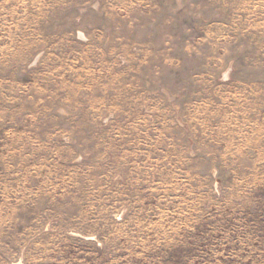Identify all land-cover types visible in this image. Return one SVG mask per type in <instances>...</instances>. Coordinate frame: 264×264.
I'll use <instances>...</instances> for the list:
<instances>
[{"label": "rangeland", "instance_id": "374dc122", "mask_svg": "<svg viewBox=\"0 0 264 264\" xmlns=\"http://www.w3.org/2000/svg\"><path fill=\"white\" fill-rule=\"evenodd\" d=\"M0 264H264V0H0Z\"/></svg>", "mask_w": 264, "mask_h": 264}]
</instances>
